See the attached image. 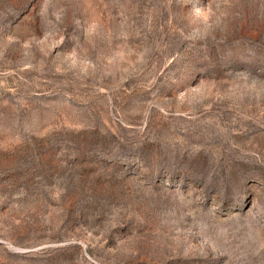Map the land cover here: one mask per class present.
<instances>
[{
    "label": "rangeland",
    "instance_id": "rangeland-1",
    "mask_svg": "<svg viewBox=\"0 0 264 264\" xmlns=\"http://www.w3.org/2000/svg\"><path fill=\"white\" fill-rule=\"evenodd\" d=\"M0 264H264V0H0Z\"/></svg>",
    "mask_w": 264,
    "mask_h": 264
}]
</instances>
